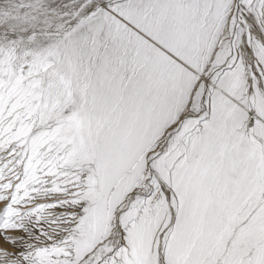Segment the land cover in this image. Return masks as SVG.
I'll return each mask as SVG.
<instances>
[{"label":"snow or ice","instance_id":"obj_1","mask_svg":"<svg viewBox=\"0 0 264 264\" xmlns=\"http://www.w3.org/2000/svg\"><path fill=\"white\" fill-rule=\"evenodd\" d=\"M0 264H264V0H0Z\"/></svg>","mask_w":264,"mask_h":264}]
</instances>
